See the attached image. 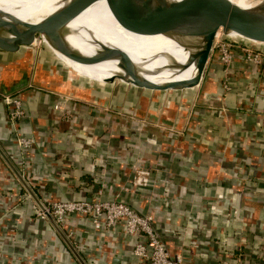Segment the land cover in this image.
Returning <instances> with one entry per match:
<instances>
[{"label":"crops","instance_id":"crops-1","mask_svg":"<svg viewBox=\"0 0 264 264\" xmlns=\"http://www.w3.org/2000/svg\"><path fill=\"white\" fill-rule=\"evenodd\" d=\"M16 57L0 52V65ZM206 72L192 110L178 103L186 95L187 104L190 90L125 96L124 110L139 108L164 122L114 114L112 95L80 76L81 86L107 97L105 107L25 89L15 94L25 114L14 124L11 105L0 98V148L41 201L90 199L102 190L104 198L151 215L170 255L186 264H264V69L237 50L226 75L214 48ZM17 134L33 140L24 153ZM21 186L0 153V189ZM66 228L88 264H142L121 228L105 238L88 220ZM13 261L80 264L29 201L0 203V264Z\"/></svg>","mask_w":264,"mask_h":264},{"label":"water","instance_id":"water-1","mask_svg":"<svg viewBox=\"0 0 264 264\" xmlns=\"http://www.w3.org/2000/svg\"><path fill=\"white\" fill-rule=\"evenodd\" d=\"M139 1V0H138ZM132 0L127 3L128 7L122 17L141 24L144 33H164L178 40L184 47L198 54L197 76L185 83L151 84L141 81L136 77L127 80L133 86L150 89V91H187L200 86L208 62L212 55L214 42L220 32L248 43L264 46V7L260 12L247 11L227 0H184L178 3L153 4L152 0L139 2ZM116 0L113 2V4ZM121 9V8H117ZM126 13V14H125ZM18 25L5 19L0 14V52L17 56L15 59L0 65V98L6 102L7 96L20 94L31 86L49 90L53 93L68 96L72 99H82L89 104L105 107L107 97L95 94L89 87L77 86L65 83L64 77L53 73H47L42 68V63L34 65L33 52L24 51L36 44L39 37L47 39L54 47L63 50L75 61L85 64H95L106 59L103 55L93 58H84L78 52L66 49L64 40L63 18L54 20L46 18L39 22H23ZM23 53V54H22ZM121 55V68L126 73L132 71L133 64L129 56L123 51H116ZM22 54V55H21ZM117 79H123L121 75L114 74L104 83H115ZM98 82V81H97ZM189 104L190 102L187 101ZM184 104V101L181 103ZM125 114L135 120L145 121L164 119L155 114H144L139 108L127 107ZM168 123L167 125H171ZM0 153L11 167L15 175L21 181L27 192L42 206L36 192L27 182L21 171L6 156L0 148ZM90 200V199H88ZM50 223L56 228L66 245L80 264H88L76 249L72 241L67 237L62 228L56 223L51 215H48Z\"/></svg>","mask_w":264,"mask_h":264},{"label":"bare ground","instance_id":"bare-ground-1","mask_svg":"<svg viewBox=\"0 0 264 264\" xmlns=\"http://www.w3.org/2000/svg\"><path fill=\"white\" fill-rule=\"evenodd\" d=\"M114 1L0 0V14L18 25L43 21L48 17L54 20L63 18L64 40L68 51H76L84 58L103 55L106 59L95 64L81 63L54 47L47 39L41 38L65 66L90 82H105L112 75L119 74L123 79L117 80L124 84L133 86L127 80L136 77L146 83L162 85L185 83L197 76V53L194 54L191 49L164 33L141 32V24L122 17L128 8L126 4L132 0H116L113 4ZM181 1L184 0H152L151 3L170 4ZM227 1L247 11L260 12L264 7V0ZM119 50L131 59L134 73L128 74L120 67L122 58L116 53Z\"/></svg>","mask_w":264,"mask_h":264},{"label":"built area","instance_id":"built-area-1","mask_svg":"<svg viewBox=\"0 0 264 264\" xmlns=\"http://www.w3.org/2000/svg\"><path fill=\"white\" fill-rule=\"evenodd\" d=\"M220 34L216 37L214 48L220 54V60L226 75L230 73L237 50L241 52L245 61L264 69V46H257L231 36H220ZM5 99L6 103L12 107L10 115L12 122L15 124L16 120L25 114L23 102L19 96L15 95L7 96ZM56 108H59V105H56ZM69 116V112L65 111L63 117L68 119ZM16 136L20 152L24 153L25 150L32 146L33 140L31 138L21 134ZM23 176L25 177L24 174ZM25 179L27 180L26 177ZM27 182L35 191L32 184L28 180ZM19 201H29L34 216L38 219L49 221L48 215H51L62 229L65 226L68 227L69 223L76 218L88 220L92 224L94 231L99 236H104V238L110 235V232L115 228H121V231L132 239V253L142 264H186L181 256L173 257L170 255L165 241L157 232L151 215L139 213L133 206L123 200L104 198L102 190L90 200L86 198L78 200L58 198L57 200L41 201L42 206H40L22 186L16 191L0 189V203L2 205L3 203H8L9 205L10 202L16 204ZM65 231L69 239L74 237V230L66 228ZM103 245H106V243ZM76 249L78 250V248ZM105 252L107 251L105 250ZM98 259L100 258L96 257L95 259L94 257L95 262ZM11 263L16 264L14 261ZM17 264H20V262Z\"/></svg>","mask_w":264,"mask_h":264},{"label":"rangeland","instance_id":"rangeland-1","mask_svg":"<svg viewBox=\"0 0 264 264\" xmlns=\"http://www.w3.org/2000/svg\"><path fill=\"white\" fill-rule=\"evenodd\" d=\"M221 33V32H220ZM225 34H220V36H224ZM219 36V37H220ZM226 37V36H225ZM24 51H28V52H33V57L35 59L34 65H36L38 62L42 63V68L44 69V71H46L47 73H51V71L58 75L63 76L65 79L71 80L73 82L68 81L70 84L73 83V85H77V86H81L82 81L81 79L77 76V77H71L70 76V69L64 65V63L56 56L53 54V52L49 49L48 46L45 45V43L43 42V39L41 37H39L36 41V44L34 46H32L31 48H27ZM23 54V53H22ZM21 54V55H22ZM207 68L205 70L204 75L206 76L208 72ZM70 77V78H69ZM205 79V78H204ZM84 81V80H83ZM88 81V80H87ZM75 83V84H74ZM90 84V83H94L96 84L99 89L101 91H104V95H112L111 100L113 101L114 105L116 104L118 107L115 110H112L114 112V114L122 117L125 116V111L123 109V105L126 103L125 101V96L131 91L132 93L135 94V96H137L139 99L141 97L142 94L146 93L147 96H149L151 98V96L154 94V91H150V90H146L143 88H139V87H134L130 84H124L123 82H120L119 80H116L115 83H104V82H97V81H89V82H85L84 84ZM32 85V84H31ZM29 86L27 88V90L35 88L37 90H45V89H41V88H36L33 86ZM83 85V86H86ZM200 88H197L195 91L190 90V98L189 101L190 103L185 104V106L187 107V109L192 110L193 107H198V91ZM203 89V88H202ZM49 91V90H46ZM169 91V90H168ZM184 91V92H183ZM183 94L185 93V90H183ZM51 92V91H49ZM163 91H159V93H161ZM171 93L175 91L171 90ZM158 93V92H157ZM145 95V94H144ZM132 97V96H131ZM114 98V99H113ZM136 98V102L138 103L139 99ZM186 99V95L180 97V99L178 100L180 102L185 101ZM122 106V107H121ZM179 106V105H178ZM194 108V109H195ZM129 116V119H133L132 116ZM61 227V226H60ZM62 228V227H61ZM66 234V232H65Z\"/></svg>","mask_w":264,"mask_h":264},{"label":"trees","instance_id":"trees-1","mask_svg":"<svg viewBox=\"0 0 264 264\" xmlns=\"http://www.w3.org/2000/svg\"><path fill=\"white\" fill-rule=\"evenodd\" d=\"M84 179H89V177H87V176H84Z\"/></svg>","mask_w":264,"mask_h":264}]
</instances>
